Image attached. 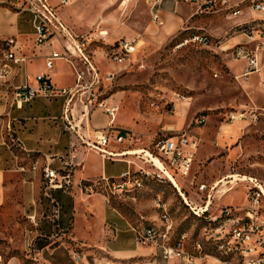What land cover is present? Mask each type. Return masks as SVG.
I'll list each match as a JSON object with an SVG mask.
<instances>
[{
  "label": "rangeland",
  "instance_id": "374dc122",
  "mask_svg": "<svg viewBox=\"0 0 264 264\" xmlns=\"http://www.w3.org/2000/svg\"><path fill=\"white\" fill-rule=\"evenodd\" d=\"M171 2L178 6V13L172 8L168 10L177 22L170 31H166L168 15H165L164 27L156 25L146 0H69V5L61 9V15L66 17L68 14L64 19L78 36L95 38L96 41L88 42V50L97 58L103 75L111 71L117 73L110 94L120 103L119 117L123 121H117L116 125L131 129L142 138V144L135 149L155 152V142L175 136L176 132L192 130L198 135L199 148L192 174L188 179L178 180L182 192L189 201L193 200L195 208L202 206L208 195V191H199L203 184L210 189L219 181L233 182L230 176L264 180V93L255 92L253 88L245 91L232 71L230 63L235 60L231 52L219 49L220 46L227 49L238 44L234 39L243 36L237 28L241 18H230L220 5L213 10H201L185 0L178 4ZM32 21L30 14L21 15L22 35H34ZM194 34H207L221 45L212 48L198 45L178 47L184 38ZM138 39L142 41V47L132 56V66L107 62L106 57L113 45ZM2 48L0 44V57ZM41 65L40 68L45 70V62ZM241 67L238 63L237 69ZM70 72L73 74L69 64L57 62L52 75L55 74L54 81L58 86L69 81L66 77ZM62 102L48 105L50 103L44 99L36 100L40 107L55 108ZM242 105L254 108L257 117L253 119L249 114L239 134L226 140L224 134H229L230 125L234 124L227 121L226 115L240 112ZM27 112L16 110L13 115L15 118L28 117ZM203 114L207 116V122L197 128L196 120ZM3 119L7 123V118ZM6 123L2 133L5 139L3 148L9 147L13 155L20 157L22 151L13 141L15 135L11 136L12 131ZM1 127L3 123L0 133ZM222 127H225L224 133ZM95 164L96 160L90 154L88 165ZM109 169L115 178H119L128 167L125 163L109 162ZM221 185L218 189L222 191L231 186L221 189ZM221 196L213 193V210L206 213L207 217L220 216L221 205L243 208L245 185H237L224 199L222 197L223 200ZM110 205L139 232L154 229L158 236L169 232V240L164 241L167 245L174 246L186 233L188 253H195L197 243L207 244L208 235H213L214 228L219 226V221L210 226L207 220L195 215L167 179L151 180L135 193L113 196ZM0 233V253H18L13 248L20 246L22 241L14 235H11L13 241L9 238L12 233L9 221L0 219Z\"/></svg>",
  "mask_w": 264,
  "mask_h": 264
},
{
  "label": "built area",
  "instance_id": "2783aa9c",
  "mask_svg": "<svg viewBox=\"0 0 264 264\" xmlns=\"http://www.w3.org/2000/svg\"><path fill=\"white\" fill-rule=\"evenodd\" d=\"M146 1L151 8L154 21L162 25V8L172 0ZM185 1L198 6L201 10L203 8L213 10L220 5L230 18L247 19L237 24V28L248 41L226 49L207 34H194L184 38L178 45L179 48L189 45L205 48L220 46V51L231 52L235 61L245 64L243 73L236 76L238 81H246L251 75L260 72V53L264 49V0ZM173 2L178 4L180 0H173ZM5 3L33 17L35 49L52 48V51L45 57V73L36 74L34 76L36 85H32L29 82L27 67L35 56L28 54L27 46L17 37L8 39L3 45L0 57V102L10 108L20 109L37 99L48 102L62 100L66 129L70 134H74L76 139V142L71 143L70 161L67 162L61 158L62 169L55 170L50 165L43 168V195L56 207L55 213H59L57 208L59 204L52 193L69 192L73 189L74 170L81 165L74 160L78 159L81 149L97 152L107 161H122L127 164L128 170L119 178L103 177L80 185L84 194L102 195L109 204L113 196L135 193L143 189L148 181L156 179L170 181L168 175L177 182L178 179L190 177L200 141L198 135L192 130L176 132L175 136L153 144L155 152L149 153L160 163L162 169L149 162L143 155H131L133 152L144 149H135V146L142 144V138L137 133L115 126L116 116L121 106L110 91L117 79V73L111 71L103 75L88 50V42L96 41L95 38L76 36L61 19L60 9L68 6L69 0H16L14 5L7 0ZM254 15L261 17L255 18ZM112 47L113 50L107 57L111 62L118 66H132L131 58L140 51L142 41L123 40ZM59 61L66 62L72 68L74 85L70 88H58L52 80L51 74ZM255 111L243 109L226 115V118L232 123L246 121L249 114L253 119L257 117ZM95 112H101L109 118L107 128L99 130L90 127V116ZM207 119L205 114L199 116L195 123L196 127L202 128ZM9 128L11 130L10 126ZM112 143L125 145L126 149L110 150ZM147 166L156 171H151ZM244 179L221 185V189L231 185L226 191L218 189L221 181L215 183L210 189L207 185H201L199 191L202 193L208 191V195L203 201L204 204L195 208L193 207L195 203L186 199V194L183 196L175 187L195 215L207 220L210 226L219 221V226L214 228L215 233L208 235L207 244L194 245L195 253L186 251L188 239L186 233L179 237L174 246H170L164 242L169 240V232L158 236L154 229H145L143 232L138 231V243L156 245L161 249L164 259L178 260L181 264H195L200 258H212L218 264H264V180L248 177ZM240 183L245 185L244 207L225 206L221 209L220 216L207 217L206 213L213 204V193L217 196L222 195L220 198L222 199L228 191ZM198 209L206 211L200 213ZM85 259L82 254H75L76 264H83ZM0 264H3L2 257H0Z\"/></svg>",
  "mask_w": 264,
  "mask_h": 264
},
{
  "label": "crops",
  "instance_id": "0c3cea01",
  "mask_svg": "<svg viewBox=\"0 0 264 264\" xmlns=\"http://www.w3.org/2000/svg\"><path fill=\"white\" fill-rule=\"evenodd\" d=\"M6 1L0 0V42L4 45L8 39L17 37L27 46L28 54L35 56V59L28 64L27 74L29 82L36 85L34 76L38 73H45L46 70L40 67L52 48L35 49L34 35L28 36L21 33L20 18L26 13L19 12L15 7L6 4ZM8 1H11L13 5L16 3V0ZM174 5L170 2L162 8V25L154 21L156 25L164 27L165 15H168L169 22L166 31H170L177 25L174 17L168 13L169 8H172L176 14L178 13V6ZM67 16L68 14L62 17L60 9L61 19L70 28L64 19ZM253 17L261 16L254 15ZM246 20L243 18L240 23ZM74 34L78 36L75 32ZM234 41L244 44L248 40L243 35ZM92 57L97 64V58L94 55ZM260 58V72L251 75L246 81L239 80L245 91L253 88L255 92L264 93V49L260 53ZM106 59L107 62H111L107 57ZM238 63L240 62L233 61L230 65L233 73L240 76L245 64L241 63V69H237ZM97 65L99 66V63ZM34 67L39 69L34 71ZM54 75L51 74V77L58 88H70L74 85L72 72L67 73L66 78L69 81L61 86L54 81ZM70 75L72 78L69 77ZM49 103L48 105H57V102ZM39 105L35 100L21 110L18 107L10 108L0 102V125L3 123L0 133V219L10 222L12 233L9 238L12 240L11 235H14L20 237L22 241L20 246L13 248V251H18V253L6 252L5 255L0 253L3 264H76L75 254H82L86 258L83 264H181L178 260L164 259L161 249L156 245L139 244L138 230L114 209L104 196H88L81 191L82 183L97 181L103 177L115 178L109 169V162H125L107 161L97 152L81 149L78 159L74 160L75 163L81 165L74 170L73 189L69 192L55 191L52 193L53 198L59 204L57 207L59 213H55L56 207L43 195V168L50 165L52 169H62L61 158L67 162L70 161L71 143L76 142V139L74 134H70L66 129L63 102L55 108ZM247 108L254 110L245 105L240 107L241 111ZM16 110H27L29 116L15 118L13 113ZM119 115L118 113L116 116L115 126L132 131L116 125L117 121H123ZM3 117L7 118V123ZM244 122L238 121L230 125L232 126L230 133L224 134L226 140L237 136ZM4 123L11 126V136L15 135L13 141L17 142L22 156L13 155L14 152L9 147L3 148ZM108 123L109 118L101 112H95L90 116L92 129L107 128ZM224 129L225 127H222V133ZM118 146L112 143L110 150L126 149L125 146L121 148ZM90 154H93L96 160L95 165H88ZM92 170L93 173H89ZM211 207L208 212L213 210ZM195 264L218 263L214 260H197Z\"/></svg>",
  "mask_w": 264,
  "mask_h": 264
},
{
  "label": "bare ground",
  "instance_id": "6f19581e",
  "mask_svg": "<svg viewBox=\"0 0 264 264\" xmlns=\"http://www.w3.org/2000/svg\"><path fill=\"white\" fill-rule=\"evenodd\" d=\"M133 154H136V155H143V157L145 158V159H147L149 162H151V163H154V164H156L159 168H161L162 169V166L160 165V163L147 151H144V150H138V151H136V152H133L131 155H133ZM169 176V179H170V181L172 182V184L175 186V187H177L180 191H181V193H182V195L184 196V194H183V192H182V190H181V188H180V185H179V183L177 182V180H175L171 175H168ZM229 179H231L233 182H235V181H237V182H239L240 180H245L244 179V177L243 178H237L236 176H230L229 177ZM221 184H224V185H226V184H229V183H224V181H221L220 183H219V186L221 185ZM234 189H232L231 191H233ZM231 191H228V192H231ZM228 192L226 193V194H228ZM225 194V195H226ZM224 195V196H225ZM187 199V198H186ZM204 211H206L205 209H199V212L201 213V212H204Z\"/></svg>",
  "mask_w": 264,
  "mask_h": 264
},
{
  "label": "trees",
  "instance_id": "16d2710c",
  "mask_svg": "<svg viewBox=\"0 0 264 264\" xmlns=\"http://www.w3.org/2000/svg\"><path fill=\"white\" fill-rule=\"evenodd\" d=\"M191 36H192V35H191ZM0 44H2V46H3V43L0 42ZM200 219H204V218H200Z\"/></svg>",
  "mask_w": 264,
  "mask_h": 264
}]
</instances>
